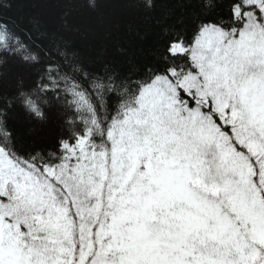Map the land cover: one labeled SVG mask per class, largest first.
Here are the masks:
<instances>
[{
	"label": "snow or ice",
	"instance_id": "obj_1",
	"mask_svg": "<svg viewBox=\"0 0 264 264\" xmlns=\"http://www.w3.org/2000/svg\"><path fill=\"white\" fill-rule=\"evenodd\" d=\"M103 2L0 0V264H264V0Z\"/></svg>",
	"mask_w": 264,
	"mask_h": 264
},
{
	"label": "trees",
	"instance_id": "obj_2",
	"mask_svg": "<svg viewBox=\"0 0 264 264\" xmlns=\"http://www.w3.org/2000/svg\"><path fill=\"white\" fill-rule=\"evenodd\" d=\"M98 2L100 6L96 11L85 8L83 5L72 6L70 19L75 26L81 29L82 33L90 34L92 30L101 22H103L105 27H117L120 33H126L129 26L136 28L143 23L141 20V13H139L137 10L128 9L126 7L121 8L112 3H105L103 0H98ZM29 14L30 13L27 11L21 13L14 10L11 13L5 14V16L7 18L8 15H11L13 18H18L19 16L23 15L26 20ZM152 15L163 19L167 15L165 5H158L156 11ZM145 31L146 29H142V33ZM154 35V32L147 31L145 39L140 42V46L145 50V54L152 40L154 39ZM76 39L79 42V46L81 48H86L90 43V40L81 39L80 36H77ZM102 49L103 45H100L93 55H99ZM111 54L112 53H108V55Z\"/></svg>",
	"mask_w": 264,
	"mask_h": 264
},
{
	"label": "clouds",
	"instance_id": "obj_3",
	"mask_svg": "<svg viewBox=\"0 0 264 264\" xmlns=\"http://www.w3.org/2000/svg\"><path fill=\"white\" fill-rule=\"evenodd\" d=\"M96 5V0H89V7L94 8Z\"/></svg>",
	"mask_w": 264,
	"mask_h": 264
}]
</instances>
